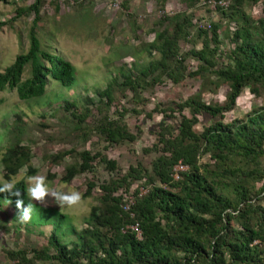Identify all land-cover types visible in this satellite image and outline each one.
<instances>
[{
	"label": "trees",
	"instance_id": "1",
	"mask_svg": "<svg viewBox=\"0 0 264 264\" xmlns=\"http://www.w3.org/2000/svg\"><path fill=\"white\" fill-rule=\"evenodd\" d=\"M185 1L193 4L195 0ZM213 1L219 4L222 0ZM43 3L44 0H36L30 7L18 10L17 18L30 12L35 15L30 49L0 73V93L16 90L20 99L27 101L45 96L50 81L66 88L76 85L75 66L58 51L44 50L37 36L43 19ZM246 3L264 6V0H235L230 9L217 6L223 16L238 25L232 37L235 48L226 53V60L222 62L221 55L225 52H221L219 24L211 25L209 32L200 29L203 48L191 52L201 62L200 70L192 76L202 78L205 86L210 84L215 90L228 86L225 103L207 105L200 97H194L170 106L169 111L182 114L179 134L172 133L168 127L162 130L159 145L163 148L152 163L151 171L138 162L122 179L102 185L101 206L93 207L88 219L91 229L78 233V239L66 241L68 235L76 233L72 224L64 226L67 216L55 213L49 220L38 218L39 223L34 225L51 223L53 230L48 247L33 251L35 258L49 264H264V107L245 119L224 123L226 114L234 110L245 89L264 97V19L256 22L247 16ZM163 22L170 23L171 28L158 33L154 42L145 46L150 55L152 51L160 53V59H151L137 76L123 68L122 83L114 79L106 89L95 91L102 101L107 100L108 106L114 103L115 87L118 90L130 88L137 99L142 88L140 81L159 82L163 75L176 84L186 79V57L180 56L179 43L190 35L191 18L177 14L166 17ZM5 25L6 22H0V29ZM28 65L31 76L24 80ZM210 71L214 72L215 81L204 76ZM87 103L93 104V99L87 97ZM64 104L80 124L91 113L88 108L84 116L77 115V100L64 101ZM185 109L192 113L191 119L183 116ZM202 115L210 116L213 124L198 134L195 127ZM99 128L108 143L135 141L126 126L107 117ZM155 149L159 150L158 146ZM65 155L69 154H60L56 161L64 159ZM206 156L212 163L202 164L201 159ZM80 157L82 163L67 168L64 182L70 183L77 175L91 171L97 159L108 170H119L116 161L102 154L86 151ZM31 159L29 147L18 143L10 147L3 160L7 179L18 176ZM180 163L187 170L180 172V179L176 180L175 168ZM130 180H145L148 191L137 190L127 210L124 198L115 193L124 185L129 186ZM260 182L263 184L258 187ZM17 187L27 205L24 192L27 183L22 179ZM95 187L94 183H89L84 196L91 197ZM9 200L18 208L17 197L0 193V207L2 201ZM134 224L141 227L142 240L127 229ZM25 254L24 251L11 252L9 256L25 263Z\"/></svg>",
	"mask_w": 264,
	"mask_h": 264
},
{
	"label": "rangeland",
	"instance_id": "2",
	"mask_svg": "<svg viewBox=\"0 0 264 264\" xmlns=\"http://www.w3.org/2000/svg\"><path fill=\"white\" fill-rule=\"evenodd\" d=\"M35 2L0 1V22L7 23L0 29V73L30 49V32L35 15L30 12L17 18V13ZM221 3L230 9L235 0H222ZM244 12L256 22L264 19L262 3H246ZM177 14L190 16L192 24L189 37L179 43V54L186 57V79L176 84L163 75L159 82L151 79L140 81L142 88L137 99L130 88L118 90L115 87L114 103L108 106L107 100L102 101L95 91L98 88L106 89L114 79L122 83L123 68L137 76L151 59H160V53L152 51L150 55L145 46L153 43L158 33L170 29V23L163 21ZM41 15L43 19L37 28V36L42 48L52 53L58 51L70 61L76 68L77 82L75 86L66 88L50 81L45 96L27 101L20 99L16 90L0 93V183L9 180L3 160L8 149L18 143L31 149L32 159L12 179H24L26 169L29 176H46L51 187L58 191L81 192L82 202L69 207L60 205L52 196L45 197L43 201H33L41 208L37 209L38 214L30 221L22 223L18 218L21 210L15 208L12 202L2 201L0 264H49L39 257L35 258L33 252L48 247L53 230L51 223L34 225L35 222L39 223L38 218L47 217L49 220L55 213L67 216L64 226L72 224L76 233L68 235L66 241L78 239V233L91 229L88 219L93 207L101 206V186L122 179L129 168L138 162L151 171L152 163L163 148L159 145L162 130L168 127L172 133L179 134L182 114L178 111L172 113L170 106L175 107L194 97H200L207 105H223L229 93L226 85L215 90L210 84L205 86L202 78L192 76L201 66L198 58L191 54L203 48L204 38L199 36L200 29L209 32L211 25H220L221 52H225L221 55L222 62L227 59L226 53L235 48L232 37L238 25L223 16L213 0H195L193 4L185 0H44ZM30 76L31 66L28 65L24 80ZM204 76L210 81L216 80L212 71L205 72ZM87 97L93 99V104L87 103ZM74 100L78 101L77 115L84 116L88 108L91 110L82 124L65 109L64 101ZM262 107L264 97L245 89L234 110L226 114L224 123L245 119ZM183 116L191 119L192 113L185 109ZM104 117L126 126L135 141L108 143L99 131ZM212 124L210 116H199L195 132L202 134ZM148 150L152 151L147 153ZM86 151L116 161L119 170L110 171L97 159L91 171L77 175L70 183L64 182L67 168L82 163L80 156ZM64 153L69 155L56 161ZM201 162L212 163L209 156L202 158ZM129 182V186L124 185L115 193L124 198L127 206L133 204L137 190L143 193L148 191L145 180ZM89 183H94L96 187L91 197H85ZM262 184L260 182L258 187ZM21 251L26 253L23 255L27 257L25 263L9 256L11 252Z\"/></svg>",
	"mask_w": 264,
	"mask_h": 264
},
{
	"label": "clouds",
	"instance_id": "3",
	"mask_svg": "<svg viewBox=\"0 0 264 264\" xmlns=\"http://www.w3.org/2000/svg\"><path fill=\"white\" fill-rule=\"evenodd\" d=\"M23 178L28 187L24 191L26 192V198L28 200L25 206L24 198H22V191L17 187L19 182L17 178L0 183V193H7L9 197H17L16 204L21 210L18 218L20 221L28 222L34 215L38 214V210L33 201H43L45 197H54L60 205H67L69 207L80 205L82 202V193L76 190L64 192L58 191L51 187L50 182L44 175H27L26 169L23 172ZM9 203L11 201L9 200Z\"/></svg>",
	"mask_w": 264,
	"mask_h": 264
},
{
	"label": "built area",
	"instance_id": "4",
	"mask_svg": "<svg viewBox=\"0 0 264 264\" xmlns=\"http://www.w3.org/2000/svg\"><path fill=\"white\" fill-rule=\"evenodd\" d=\"M215 2V1H214ZM222 2V1H221ZM221 2H219V4L217 2H215V5H220V6H227L225 4H222ZM185 170H187V167L184 166L182 163L178 164L175 168V175H174V178L176 180H179L180 179V172H184ZM130 207V205H128L126 207V209L128 210ZM128 230H131L132 233H134L136 235V237L139 239V240H142L143 239V233H142V230H141V227L139 226V224H134V225H131L127 228Z\"/></svg>",
	"mask_w": 264,
	"mask_h": 264
}]
</instances>
